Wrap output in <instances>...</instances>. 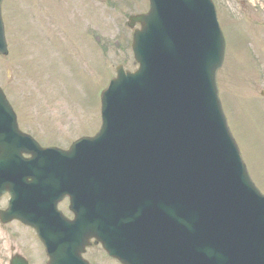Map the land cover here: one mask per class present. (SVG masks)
I'll return each mask as SVG.
<instances>
[{"label":"water","instance_id":"1","mask_svg":"<svg viewBox=\"0 0 264 264\" xmlns=\"http://www.w3.org/2000/svg\"><path fill=\"white\" fill-rule=\"evenodd\" d=\"M149 9L130 18L142 24L133 41L140 68L118 69L95 136L68 151L41 148L16 129L0 92L5 215L36 226L49 264H80L90 236L127 264H264V196L216 100L223 40L212 3L150 0ZM65 194L76 219L43 225L39 211Z\"/></svg>","mask_w":264,"mask_h":264},{"label":"rangeland","instance_id":"2","mask_svg":"<svg viewBox=\"0 0 264 264\" xmlns=\"http://www.w3.org/2000/svg\"><path fill=\"white\" fill-rule=\"evenodd\" d=\"M126 1L132 3L4 0L9 54L0 57V83L23 130L42 145L65 148L73 139L93 134L100 124L101 88L115 75L116 65L136 68L129 46L132 29L124 20L130 12L146 10L148 2ZM214 2L226 40L216 78L219 94L243 161L264 192V0ZM90 26L99 35L97 43L90 39ZM3 235L0 264H8Z\"/></svg>","mask_w":264,"mask_h":264},{"label":"bare ground","instance_id":"3","mask_svg":"<svg viewBox=\"0 0 264 264\" xmlns=\"http://www.w3.org/2000/svg\"><path fill=\"white\" fill-rule=\"evenodd\" d=\"M198 12H200V11H198ZM54 217V214H52V213H46V215H45V218H53ZM50 226V225H49Z\"/></svg>","mask_w":264,"mask_h":264},{"label":"flooded vegetation","instance_id":"4","mask_svg":"<svg viewBox=\"0 0 264 264\" xmlns=\"http://www.w3.org/2000/svg\"><path fill=\"white\" fill-rule=\"evenodd\" d=\"M7 225H8V224H6V223H2V222L0 221V228H6Z\"/></svg>","mask_w":264,"mask_h":264}]
</instances>
